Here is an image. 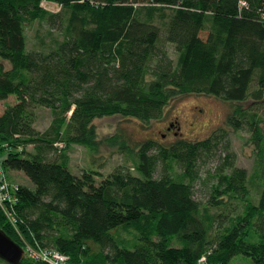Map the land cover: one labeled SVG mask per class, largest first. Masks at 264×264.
Returning a JSON list of instances; mask_svg holds the SVG:
<instances>
[{"label":"trees","instance_id":"trees-1","mask_svg":"<svg viewBox=\"0 0 264 264\" xmlns=\"http://www.w3.org/2000/svg\"><path fill=\"white\" fill-rule=\"evenodd\" d=\"M50 1L60 11L0 0V171L13 199L0 203V228L67 264H231L239 255L264 264V0ZM36 21L63 37L48 53L29 49ZM190 94L233 104L226 126L170 146H134L123 133L98 140L95 120L149 126ZM40 108L53 115L45 131ZM231 129L250 135L252 173L237 165ZM105 144L123 164L106 177L72 172L74 145L96 155ZM10 171L35 187L10 182ZM29 257L21 264H50Z\"/></svg>","mask_w":264,"mask_h":264},{"label":"rangeland","instance_id":"rangeland-1","mask_svg":"<svg viewBox=\"0 0 264 264\" xmlns=\"http://www.w3.org/2000/svg\"><path fill=\"white\" fill-rule=\"evenodd\" d=\"M40 6L52 13L60 11V7L52 6V1L50 0H42ZM68 15L69 11L65 13L66 17H68ZM26 30L30 41L29 49H34L37 42L39 51L43 53L50 52L51 48L55 47L57 42L63 40L61 34V36H55V30L52 32V35H49V31L53 29L46 21H36V23L29 26ZM56 33L58 34L59 32L56 30ZM202 36L206 37L207 34L203 33ZM39 37L43 39L42 42H39V39L41 40ZM167 46L170 56L176 60L178 56L175 55L174 46L170 44H167ZM14 99V97H11L10 100L7 101V104H14ZM249 104L250 102H247L244 105L247 106ZM4 108V104H1L0 112H2ZM234 108L233 104L222 102L215 97L190 94L171 102L165 109L164 117L159 119V121H152L149 126L133 119H124L120 116L97 119L94 121V124H96L99 133L98 140H106V138L110 136L123 133L134 146L135 144L139 145V143L149 140H154L157 143L170 146L171 143L178 138H184L188 141H200L207 138L215 129L226 126L228 117L234 112ZM37 116L38 120L36 122V127H38L40 131L48 129L53 119L51 111L46 108H40L37 110ZM171 125V132H168L167 128ZM176 133L179 134L176 135ZM249 138L250 135L247 132H238L231 129V140L233 143V150L237 154V165L252 173L256 154ZM105 145V147L101 148V152L96 155H92L86 147L74 145L68 153L71 158L69 168H71L74 174H80L84 169H92L93 167L95 171L99 170L103 177L108 176L118 165L123 164L125 159L121 155H118L119 153H117L118 151L116 149H113L107 144ZM218 155L209 159L208 169H203L202 174H205L208 170L213 171L215 169L219 160ZM7 176L10 182L13 177L17 186L26 185L31 189L35 187L34 183L31 182L24 173L19 175L18 173L10 171L7 173ZM99 180L101 179L99 178ZM203 189V186L198 183L196 197L200 200H203L205 197L201 194ZM1 198L2 193L0 191V203ZM22 239L24 240L23 236ZM30 249L32 250V247L25 243L26 257H29L31 253ZM29 258L35 261L33 257ZM0 264L9 263L0 259ZM200 264H208V260L203 258ZM231 264L254 263L250 258L239 255L234 257Z\"/></svg>","mask_w":264,"mask_h":264},{"label":"water","instance_id":"water-1","mask_svg":"<svg viewBox=\"0 0 264 264\" xmlns=\"http://www.w3.org/2000/svg\"><path fill=\"white\" fill-rule=\"evenodd\" d=\"M25 248L18 245L0 228V259L9 264H21L25 260Z\"/></svg>","mask_w":264,"mask_h":264},{"label":"built area","instance_id":"built-area-1","mask_svg":"<svg viewBox=\"0 0 264 264\" xmlns=\"http://www.w3.org/2000/svg\"><path fill=\"white\" fill-rule=\"evenodd\" d=\"M1 179H0V191L2 193L1 203L5 202H12V195L9 193V185L7 184L6 180L4 179L5 176L2 171H0ZM16 222V221H15ZM30 256L33 257L35 260L40 259L44 262H49L50 264H67L68 260L64 255L59 253H51V252H38L30 249ZM26 253V251H25Z\"/></svg>","mask_w":264,"mask_h":264},{"label":"crops","instance_id":"crops-1","mask_svg":"<svg viewBox=\"0 0 264 264\" xmlns=\"http://www.w3.org/2000/svg\"><path fill=\"white\" fill-rule=\"evenodd\" d=\"M52 6H53V5H52ZM55 7H56V6H55ZM57 7H58V6H57ZM0 113H2V112H0ZM15 173H18V174L20 175L22 172H21V173H20V172H15ZM22 174H23V173H22ZM0 179H1V174H0ZM11 182H15L13 177H12ZM15 184H16V182H15Z\"/></svg>","mask_w":264,"mask_h":264},{"label":"flooded vegetation","instance_id":"flooded-vegetation-1","mask_svg":"<svg viewBox=\"0 0 264 264\" xmlns=\"http://www.w3.org/2000/svg\"><path fill=\"white\" fill-rule=\"evenodd\" d=\"M171 128H172V125H171L170 127L167 128V131H168V132H171V130H170ZM178 134H179V133H176V135H178Z\"/></svg>","mask_w":264,"mask_h":264}]
</instances>
